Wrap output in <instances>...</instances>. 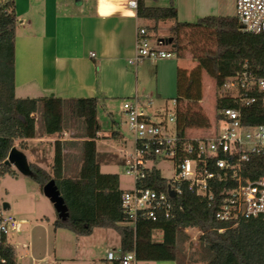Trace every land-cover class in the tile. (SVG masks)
<instances>
[{
  "label": "trees",
  "instance_id": "16d2710c",
  "mask_svg": "<svg viewBox=\"0 0 264 264\" xmlns=\"http://www.w3.org/2000/svg\"><path fill=\"white\" fill-rule=\"evenodd\" d=\"M137 15L152 21L142 25L151 34L156 33L159 21L172 20L174 37L168 38L171 50L177 58H184L188 49L197 67L188 71L177 70L178 93L175 97L176 128L186 134L191 128H207L210 121L199 107L203 99L202 73L215 80L221 89L233 73L248 61L251 70L264 76V34L241 30L236 15H209L195 22L177 20V9L168 6H147L137 0ZM17 15L14 0H0V178L12 173L5 159L16 139L37 137L36 113L41 108L45 133H63L78 119L85 123L83 159L77 177L64 174V155L60 140L52 171L37 163H30L33 177L43 185L54 178L68 206L69 217L54 221L55 228H67L77 235H90L96 227H111L120 234L123 252L135 251L138 261L174 260L184 264V256L178 240L188 227H197L200 241L209 253L203 264H264V219H240L237 223L221 221L216 217L217 205L190 191L185 182L179 185L174 197H170L169 216L161 211L156 220L144 212L136 219L124 211L118 173L103 172L97 160V138L101 130L98 119L100 96L62 98L57 96L18 97L15 84V37ZM187 42L184 43L186 37ZM199 104V105H198ZM237 106L229 94L216 100L218 111L215 130L221 117L220 111ZM247 124L264 122V107L258 99L252 106L243 109ZM72 127V126H71ZM70 127V128H71ZM21 149H24L22 143ZM158 161V159H157ZM251 177L264 174V156H253L248 163ZM170 180L162 176L155 165L145 179L138 180V187L168 192ZM215 191L220 195V189ZM219 229H223L220 231ZM161 233L159 239L156 233ZM1 252L6 264H16L12 245L3 242ZM191 264V263H188Z\"/></svg>",
  "mask_w": 264,
  "mask_h": 264
},
{
  "label": "built area",
  "instance_id": "2783aa9c",
  "mask_svg": "<svg viewBox=\"0 0 264 264\" xmlns=\"http://www.w3.org/2000/svg\"><path fill=\"white\" fill-rule=\"evenodd\" d=\"M129 5L136 8L137 0H130ZM236 16L241 30L264 34V0H236ZM173 56L164 38L156 37L141 26L137 31L135 55L128 62L137 65L143 60ZM224 87L237 106L223 108L217 129L207 136L180 134L177 128L170 131L168 119L176 120L175 99L173 110L167 112L165 118L162 113L152 114L147 110L151 107V97L143 99L134 95L123 99V111L134 140V151L125 160V172L133 177L135 186L126 189L122 196L124 211L131 217L136 219L138 213L144 212L156 220L159 211L169 216V192L136 185L154 166L148 163L154 164L158 159L174 162V176L169 185L175 192L185 182L188 189L205 199L209 206L217 205L219 220L237 223L240 219H264V174L253 178L248 173L252 157L264 156V122L247 124L243 112L258 99L264 107V76L255 74L245 61ZM219 187L220 195H217L215 191ZM19 227L15 214L0 209V245ZM137 262L135 251L123 252L119 247L107 249L98 264ZM0 264H6L1 248Z\"/></svg>",
  "mask_w": 264,
  "mask_h": 264
},
{
  "label": "rangeland",
  "instance_id": "374dc122",
  "mask_svg": "<svg viewBox=\"0 0 264 264\" xmlns=\"http://www.w3.org/2000/svg\"><path fill=\"white\" fill-rule=\"evenodd\" d=\"M228 3L231 16L236 15V0H228ZM172 37L174 33L171 29L166 34V38ZM189 38V36L186 37L184 43ZM184 58L193 60L196 63L194 68L197 67L198 62L192 58L188 49L184 52ZM171 59L176 61L178 58L174 55ZM126 66H128L127 63H124L123 67ZM128 67L133 75L121 77L116 82L117 85L114 84L119 89L118 93L108 96L103 104H99L98 117L101 130L96 140L97 160L101 165V170L118 173L120 185L124 190L134 188L135 184L133 177L125 172V160L134 151V140L127 116L123 111L122 99L134 95H139L143 99L151 97V107L147 110L152 114L162 113L165 118V114L173 110V98L176 96L173 79L165 82L166 85L168 83L172 85L170 86L173 89L172 94L158 96L155 67L150 62L146 61L136 67L130 65ZM104 81L106 82V77ZM113 83L109 82L111 85ZM202 90L203 99L198 105L207 115L210 126L191 128L188 131L190 135L207 136L214 133L218 114L216 100L220 95L230 94L225 87L219 89L215 80L205 72L202 73ZM24 94L26 93H22L20 89L16 90L18 97L28 96ZM69 124L73 127L75 135H69L66 137L69 140L61 143L64 155V174L68 177H77L83 159L84 140L82 138L85 139V123L83 119H78ZM168 126L173 132L176 129V121L168 119ZM114 130H118L122 135L113 136ZM36 132L37 137L35 138L16 139L15 146L21 149L23 143L24 149L21 150L26 154L30 163H37L52 171L56 150V140H53V137L60 138L58 134L53 136L45 133L41 108L36 113ZM148 165H155L160 169L162 176L168 180L174 176L175 166L172 160H159L154 164L149 162ZM10 167L12 173L0 178V209L15 213L18 221L21 224L25 223L18 228V231L13 232L15 239L22 240L21 237H27L28 241L33 242L31 250L20 246L16 258L17 264H98L107 249L120 247V234L111 227H96L90 235H77L67 228H55L54 221L59 217L53 203L44 195L41 184L33 175H24L15 166ZM6 204L10 205L9 209H4ZM200 235L201 232L197 227H188L186 234L180 236L178 245L184 256V264H203L208 260L209 253L201 243ZM160 237L161 233H156V238ZM137 264L179 263L174 260H163L138 261Z\"/></svg>",
  "mask_w": 264,
  "mask_h": 264
},
{
  "label": "crops",
  "instance_id": "0c3cea01",
  "mask_svg": "<svg viewBox=\"0 0 264 264\" xmlns=\"http://www.w3.org/2000/svg\"><path fill=\"white\" fill-rule=\"evenodd\" d=\"M129 1L14 0L18 19L15 37L16 90L26 93V97L100 96L101 105L108 96L118 93L119 89L114 84L121 77L133 75L129 65L136 67L148 61L155 67L158 96L172 94V85L165 83L171 79L174 80L177 96L178 68L192 69L196 63L189 58L173 61L171 57L129 64L128 60L135 55L138 28L153 23L140 19L137 7L130 6ZM143 1L147 6L159 7L172 3L177 9V20L181 22H195L209 15H231L228 0ZM173 25L172 20L159 21L157 33H154L166 40L167 48L171 44L166 34ZM124 63L128 66L123 67ZM107 81L114 83L111 85ZM69 135H75L73 127L58 134L60 139L53 137V140L62 143L69 140L66 138ZM112 135L120 137L122 134L114 130ZM9 208V204L4 206V209ZM21 238L16 240L11 233L6 240L14 248L16 258L20 246L29 250L33 246L27 237Z\"/></svg>",
  "mask_w": 264,
  "mask_h": 264
},
{
  "label": "water",
  "instance_id": "95a60500",
  "mask_svg": "<svg viewBox=\"0 0 264 264\" xmlns=\"http://www.w3.org/2000/svg\"><path fill=\"white\" fill-rule=\"evenodd\" d=\"M5 163L10 166H15L19 170V172L24 175L32 176L34 174L26 154L16 146H13L11 148L8 157L5 159ZM43 192L44 195L48 197L53 203L58 217L63 221L67 220V218L69 217L68 206L65 203V199L61 195V192L54 178H51L43 185ZM168 192L171 197H174L176 194L174 188H172L170 185L168 186Z\"/></svg>",
  "mask_w": 264,
  "mask_h": 264
}]
</instances>
